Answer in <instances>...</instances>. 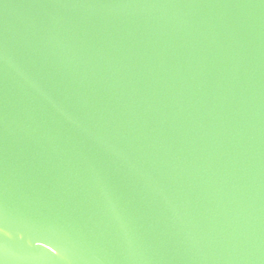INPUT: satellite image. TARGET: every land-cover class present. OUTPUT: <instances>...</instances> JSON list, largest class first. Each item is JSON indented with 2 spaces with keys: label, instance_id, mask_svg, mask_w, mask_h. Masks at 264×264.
I'll use <instances>...</instances> for the list:
<instances>
[{
  "label": "water",
  "instance_id": "water-1",
  "mask_svg": "<svg viewBox=\"0 0 264 264\" xmlns=\"http://www.w3.org/2000/svg\"><path fill=\"white\" fill-rule=\"evenodd\" d=\"M0 264H264V0H0Z\"/></svg>",
  "mask_w": 264,
  "mask_h": 264
}]
</instances>
